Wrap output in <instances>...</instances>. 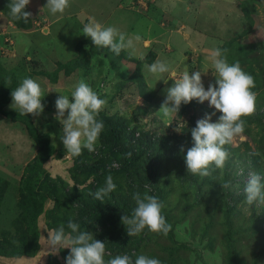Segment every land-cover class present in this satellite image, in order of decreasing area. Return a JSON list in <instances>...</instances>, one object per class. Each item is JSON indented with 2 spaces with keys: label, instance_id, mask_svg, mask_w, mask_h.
Here are the masks:
<instances>
[{
  "label": "trees",
  "instance_id": "trees-1",
  "mask_svg": "<svg viewBox=\"0 0 264 264\" xmlns=\"http://www.w3.org/2000/svg\"><path fill=\"white\" fill-rule=\"evenodd\" d=\"M8 3L9 0H0V13L8 21L11 18L10 20L14 21L21 30H30L32 17L27 23L22 20L16 23L9 15ZM247 24L249 27L243 25L240 37L236 39L237 42L240 40L242 43H235V46H232L234 40L230 43V47H221V49H227L229 63L238 61L242 69L254 77L253 91L257 93L255 113L243 118L245 119L243 133L245 140L242 141L237 137L240 146L236 151H231L229 145L225 146L230 156L224 170L234 169L240 187H245L244 178L250 173V159L254 153L264 156V109H262L264 106V46L258 40L260 37L257 36V31L252 30L250 22ZM2 38L1 36L0 45ZM248 38L252 39V42ZM257 43H261L263 47L257 48ZM89 45H92L91 40L79 41L75 47L76 58L67 63L56 62L57 68L52 72L44 70L22 72L17 66L6 68L0 64V115L14 124H19L36 147L34 156L23 167L21 175L19 174L17 214L11 221L10 228L0 232V258L36 256L41 248L39 223L41 218L47 230L64 224L65 231L68 232L70 230L67 229V222L72 219L80 225L81 230L93 233L95 239L105 236L106 232V238H109L108 232L114 233L116 221L121 220L122 215H130L136 206L132 198L134 193L143 194L147 191L149 195H155L162 202L164 189L169 187L172 188V194L175 193L177 197H180L182 205L177 206L176 212L181 210L182 218L193 210L198 211L200 220L193 221V230L198 235L199 242L203 243L205 238L206 245L216 241L222 244V264H264V237L253 240L247 235L248 230L237 229L231 219L232 210L228 205L222 211L219 220L224 231L223 239L215 233L218 227L208 223L203 216V212H206V209H203L205 194L201 191L204 187V179L187 172L184 157L187 150L193 146V141L191 130L186 129L182 124L185 122L193 124L198 115L213 113V109L205 103L193 100L186 105L181 104L179 112L175 114L168 127L158 132L157 130L146 131L144 126L140 130L132 127V119L124 115L100 112L97 119L103 121L105 127L100 135L96 151L89 153L84 150L81 156L72 158L73 165L69 175L71 184L60 176L51 177L46 169L47 165L52 160L63 159L66 150L57 149L52 144L50 133L42 132L33 122V116L30 114L21 116L14 109H7L12 101L11 91L24 78L44 77L48 83L54 85L58 82L60 73L65 78L78 70L89 74L91 61L86 51V46ZM115 56L134 65L131 75L123 84L118 85L120 93L124 89L136 90L137 97L148 106L162 105L165 100L149 90L141 75V68L144 65H150L156 59L155 53L150 50L143 59H136L122 52L119 56ZM111 69L115 72L119 71L114 66ZM8 79H11V84L7 83ZM112 99L108 98L111 101ZM257 108L262 110L258 113ZM181 147L184 149L183 152L180 150ZM241 148L244 152L237 154ZM108 164L111 167L109 169L106 167ZM261 174L264 175V172ZM108 175L112 176L116 189L103 201H98L89 193H95L103 187ZM8 185V181L0 177V209ZM137 188L140 191L136 190ZM233 192L226 190V196L231 200L234 199ZM163 205L162 214L172 226L167 236L156 235L145 229L140 235L129 238L126 242L111 243L110 249L113 248L112 251H114L115 247L122 245L121 250L132 259L129 250L133 248V244L142 254L145 253L146 247L152 246V251L146 252L145 255L156 257L161 264H187L184 255L186 245L175 241V225L180 219L174 220L175 211ZM212 212H215V209H212ZM251 229H254V226ZM244 237L247 240H244ZM122 240L120 239V242ZM245 242L254 244L253 258L248 256ZM154 245L160 246L158 251L160 256L154 253L156 251ZM69 253L68 250L62 249L64 260ZM47 264L59 263L56 257L50 255Z\"/></svg>",
  "mask_w": 264,
  "mask_h": 264
},
{
  "label": "rangeland",
  "instance_id": "rangeland-1",
  "mask_svg": "<svg viewBox=\"0 0 264 264\" xmlns=\"http://www.w3.org/2000/svg\"><path fill=\"white\" fill-rule=\"evenodd\" d=\"M162 1L163 0H159L157 4L160 5ZM241 1L243 2L242 7H247L250 12L249 15L253 20L257 21V23L254 24L255 27L257 26V29L255 28V30L259 33H257V36L260 37L258 40H260L264 46V0ZM239 2L240 0H205L204 5L208 6H204L205 11L197 14V10H199V6L201 4L200 0H178L174 3V6H172V19L175 22H183L187 28L179 34L173 33L171 35H166L165 30L162 28H156L155 26H152L151 28H156V31L154 33L150 32L149 34L146 29L148 23L140 17V15H144L146 12L140 11L136 13V16H133L134 12H137L133 11V15L128 18V21L126 22L127 24L123 26V29L120 32L126 35L129 34V38H132L135 35H139L142 38L139 42H137V48H134L133 51V56L136 59H143L147 52L150 51L149 48L145 51H135L139 49L142 50L140 45L143 43V38H146L147 35L156 37V39L158 38L157 41L160 43L166 42L167 36H170L168 43H170L169 45L172 52L167 53V51H169L168 46L165 47L166 52H160L159 47L150 48L155 54L158 53L156 60L166 61L170 65L171 71L157 77L149 73L145 65L141 68V75L143 76L146 85H148L149 90H152L158 97L165 100L166 89L173 85L174 80L172 79L179 78V72H183L181 69L187 67L190 75L194 72L193 67L189 65L183 57V52L186 51L188 47L187 44L196 50L200 49V51L206 49L210 51L213 48H221L222 46L230 47V43L234 40L235 42L232 46H235V43L238 44L240 40L237 42L236 39H239L240 37V32L242 31H240V29L242 28V25H238V19H236V17L242 16L241 18H243V23L245 22V15L238 6ZM196 3H198V9L195 6ZM79 4V7H83L85 10H83L82 13H79L76 18L66 17V12H64L60 18L57 14L53 15L51 13L50 17H48V12L47 19L51 25L48 30V34L47 31L45 33L42 32L43 29L41 30V28H43V26L41 24L35 27L36 23L34 22L32 23L30 30H21L17 27L14 21L12 22L15 27H9L8 23H6L8 20L2 18L3 23L0 25V30H6L7 34L11 37L13 42L11 50L13 52L5 53L4 48L0 45V64L6 68L17 66L22 72H33L39 70L52 72L57 68L58 64H56V62L67 63L75 59L77 56L75 47L78 42L85 39L90 40V38L85 37L82 32V28L84 26L83 22L86 21V18L94 17L98 22H104V26H110L112 23L115 24L116 15L119 13L116 6H114L115 3L110 2V0H79ZM186 6H188L187 10ZM146 7H151V0L145 2L138 10H144ZM34 11L37 12V14H41L36 10ZM70 11L71 12L69 13L73 12L72 10ZM237 11L240 12L239 15L236 14ZM31 14L32 16L35 15V13ZM116 19L119 20L118 18ZM201 19L208 21L210 27H214L216 30L214 31V34L217 35V33L219 34L220 32L224 40H220L218 38L208 39L203 34H193L191 38L189 36V41H185L182 35L186 34V32L191 29L189 27L190 23L199 25ZM124 21L125 17L123 18V22ZM166 21L167 20L165 19L162 22V25L166 26ZM15 22L18 23L16 20ZM244 25L245 27H248L247 23H244ZM248 39L252 42V39ZM261 43H257V48L261 49L263 47L260 45ZM196 44H198L199 49ZM193 45H195V47ZM86 49L91 61L90 74H85L82 70H78L69 77L65 78L63 74L60 73L58 82L54 85L48 83L44 77L33 78L36 79L44 89V97L42 98L44 111L40 116L33 117V122L42 132L47 131L50 133L52 144L57 149L65 148L60 140L62 125L54 118L56 113L55 100L60 94L68 95L69 98H71L72 87L80 79H84L85 82L88 83L100 96V98L107 101L104 110L101 112L110 114L118 113L122 116L124 115L132 119V127H137L139 130L144 126V130L146 131L157 130L158 132L163 131L168 127L170 122L174 119L175 114H173L170 119L165 120L159 113H157L161 105H154L153 107L148 106L142 100H139L136 90L124 89L122 90L123 94L120 93L118 85L123 84V82L131 75L132 71H134L133 64L118 59L115 56L116 54L107 48L96 49L92 44L86 46ZM130 52L131 50L129 48L123 50L122 54L124 53L130 55ZM197 55L199 56V54ZM196 60L197 59H195V61ZM113 66L119 69V71L115 72L111 69ZM172 72L176 73L175 77H173ZM87 75L88 77L84 78ZM214 78L215 77L213 76L211 80L213 81ZM205 90H207V87H205ZM110 97L111 99L113 97L112 101L108 100ZM11 103L12 101L8 105L7 109H12L10 107ZM204 103L210 107L208 101H205ZM261 108H257L256 112L259 113L260 110L264 109V106L262 109ZM211 109H213V113L215 114L213 115V113H211L207 115H211V122L214 123L218 121V115H221V113L216 111L213 107H211ZM66 117L67 112H65L64 118ZM204 117L205 115H198L193 124L185 122L182 125H184L186 129L192 130L193 126H196V122ZM175 130H177V128H175ZM243 137L244 139L242 141L245 140L244 135ZM239 146V141L236 138L229 145V149L231 151H236ZM35 150L36 147L34 143L30 140L21 126L10 122L5 117L0 115V177L6 179L9 183L0 209V232L1 230L10 228L11 221L17 214L16 201L18 195V180L23 167L34 156ZM243 152L244 149L241 148L237 154H242ZM72 165V157L65 153L63 159L50 161L46 169L48 173H50L51 177L60 176L66 181H69L71 184L69 175ZM250 165V172H255L261 175V177H264V175L261 174V172H264V156L259 153H254L253 157L250 159ZM106 167L108 169L111 168L109 167V164ZM211 171L212 175L201 178L204 179V187L201 191L205 194L203 209H206V212H203V216L204 218L206 217L208 223L218 227V231L215 232L216 235H218L220 239H223L224 231L219 220L222 211L225 210L226 205H228L232 210L231 219L237 229L242 230L245 228L244 231L248 230L247 235L250 239L260 240L263 238L264 218H262V215L264 214V204H253L249 206L245 203V195L243 191L244 187H240L238 184V181L236 180L237 173H235L234 169L226 171L224 170V167L216 169L213 166ZM247 179L248 175L244 178V182H247ZM225 180L231 183L229 190L232 192L234 191L233 200L226 196L227 189L222 188ZM262 183H264V180H262ZM136 190L139 189L137 188ZM162 196V203L165 204L169 210L175 211L174 220L176 218L180 219V221L175 225L174 233L175 241L179 244L186 245V250L184 251L185 262L187 264H222V244H220L219 241H216L206 245L205 238L204 242L200 243L198 235L193 230V221L196 220L198 222L200 220L198 217V211L193 210L182 218L181 210L176 212L177 206L180 205L179 207H181L182 205L180 197H177L175 193L172 194V188L168 187V189H164ZM188 199H190L189 195ZM212 209H215V212H212ZM39 223L41 231V248L39 253L34 257H1L0 264H47L50 255L56 257L59 264H65L62 249L56 254H51V249L47 248L45 239L48 238L49 230H47L44 226L43 218L40 219ZM253 226L254 229H251ZM97 230H99L98 227ZM126 230V226H123L121 220H119L116 221L114 226V233L110 234V232H108L109 238H106L107 232L105 236L102 235L103 237H96L98 240L104 241L106 244L105 261L114 258L117 255L127 254L121 250L122 245L115 247L114 251H112L113 248L110 249L111 243H122L123 241L126 242L129 238H132L127 236ZM240 234L242 235V232H240ZM120 239L123 240L120 242ZM243 239L247 240L246 237ZM161 244L163 245V243ZM132 246L133 248L129 250V254L132 255V261L134 264L137 256L142 253L135 249V244ZM154 246L156 250L154 253L160 256L161 254L158 252L160 246ZM245 246L248 249V256L253 258L254 252L252 250L254 244L245 242ZM63 250H68L70 252L67 248H64ZM151 251L152 246L146 247L145 253H150ZM145 253H143V255H145ZM109 256H111V258H109Z\"/></svg>",
  "mask_w": 264,
  "mask_h": 264
},
{
  "label": "clouds",
  "instance_id": "clouds-1",
  "mask_svg": "<svg viewBox=\"0 0 264 264\" xmlns=\"http://www.w3.org/2000/svg\"><path fill=\"white\" fill-rule=\"evenodd\" d=\"M147 1L149 0H134L131 8L137 13L146 12L147 7L144 10L138 9ZM152 2L154 0H151ZM29 3L30 0H9L7 7L12 19L27 23L32 15L31 12L25 11ZM70 4L71 0H46L44 8H47L53 15L63 14ZM82 32L85 37L90 38L96 49L107 48L117 56L123 50L133 48L134 41L139 42L142 39L139 35L127 38L126 34L117 28L104 26L94 17L88 19ZM209 59L215 73V84H209L205 90L201 71H195L190 75L187 67H184L179 78L172 79L174 83L166 89V99L157 112L168 120L173 114L179 112L181 104L186 105L196 100L199 103L208 101L210 107L221 113L218 121L214 123L211 122V115L206 114L204 118L196 122L195 128L191 130L193 146L187 150L184 160L187 172L201 178L212 175L213 166L216 169L225 166L230 156L225 146L230 145L237 137L244 139L245 119L243 118L255 113L257 99V93L253 91L254 77L245 72L238 61L228 62L227 49L219 47L211 49ZM145 67L149 73L157 77L171 71L170 65L163 60H156ZM172 75L175 77L176 73L172 72ZM7 83L11 84V79H8ZM43 97L44 89L37 80L24 78L11 91L10 107L21 116L30 114L38 117L44 111ZM106 104L107 101L100 98L84 79L78 80L73 85L71 98L60 94L55 100L54 118L62 125L60 140L70 157H79L84 150L89 153L96 151L100 135L105 127L103 121L98 120L97 117ZM65 112H67L66 118H64ZM180 150L183 152V147ZM262 180L264 177L255 172L248 174L243 190L247 205L264 204ZM230 187L231 183L227 181L222 185L223 189ZM115 189L113 178L108 175L105 185L89 195H93L98 201H103ZM132 198L136 206L130 215L121 216V222L127 229V236H138L145 229L151 233L167 236L172 226L162 214L164 205L158 197L149 195L145 191L143 194L134 193ZM67 229L70 231L66 232L65 225L61 224L49 230L48 238L45 239L47 248L51 249V254H56L64 248L70 250L65 258V264H133L127 254L117 255L105 261V242L95 239L93 233L81 230L80 225L72 219L68 220ZM134 264H161V262L157 258L141 254L137 256Z\"/></svg>",
  "mask_w": 264,
  "mask_h": 264
},
{
  "label": "crops",
  "instance_id": "crops-1",
  "mask_svg": "<svg viewBox=\"0 0 264 264\" xmlns=\"http://www.w3.org/2000/svg\"><path fill=\"white\" fill-rule=\"evenodd\" d=\"M92 1H95V0H92ZM132 1H134V0H129V1H127V0H117V1L116 0H110V2L115 3L114 6H116L117 10L119 11V13L116 15V18H118L119 20H117L115 18V20H116L115 24L112 23V24H110V26L117 28L119 31H121L123 29V26L127 24L126 22L128 21V18L131 15H133L132 12L135 11L131 8ZM176 1H178V0H176ZM176 1H174V0H163L162 3H160V5H159V4H157L159 2V0H155L154 2L151 3V7H148V10L146 11V13L144 15H140V17L142 19H144L145 22L148 23V26L146 29L149 32V34H150V32L154 33L156 31V28H162L163 30H165L166 35H171L173 33L179 34L187 28V26L183 22H179V21L175 22L172 19V6H174V3ZM204 1L205 0H200L201 4L199 6V10H197V14L205 11L204 6H208V5H204L205 4ZM236 1H238V0H236ZM242 3L243 2L240 0L238 6H239V9L242 10V13L245 15L244 16L245 17L244 23H246V20H247V23L250 22V25L252 26V30L256 31L255 28L257 26L255 27L254 24H256L257 21L252 19V17L249 15L250 14L249 9H247V7H245V6L242 7ZM197 4L198 3H196L195 6L198 9ZM45 5H46V0H30V3L28 6H26L25 11L35 13L34 16L31 15L32 16V23L40 22L39 24H41L43 26V28H41V30L43 29L42 32L45 33L47 31V34H48V30L51 27V25L47 19L49 11L47 8H44ZM79 6H80L79 0H71L70 7L68 9H66V11H65L66 17L76 18L79 13H82L83 10H85V9L83 7H79ZM188 6H186V10L188 9ZM34 10L40 12L41 14H37V12H35ZM70 10H72L73 12L69 13V12H71ZM136 13L137 12H134L133 16H136ZM239 13L240 12L237 11L236 14L239 15ZM57 15L60 18L63 14H57ZM225 16H223V17H225ZM48 17H50V12H49ZM124 17H125V21L123 22ZM241 17L242 16L236 17V19H238L237 22H238L239 26L244 25L243 18H241ZM2 18L7 20V18L0 13V25H2V23H3ZM10 19L6 23H10V24H8L9 27H15V25H13V22ZM88 19L89 18H86V21L83 22V25L88 22ZM131 19H130V21H131ZM165 19L167 20L166 26L162 25V22ZM100 23L103 24L104 22H100ZM152 26H155L156 28L152 29L151 28ZM1 27H3V26H1ZM189 27L191 29L188 30L186 32V34L182 35L185 41H189V36L191 38L193 36V34H203L208 39L209 38H218L220 40H224V38L220 32H219V34L217 33V35L214 34L215 33L214 31H216L215 28L210 27L209 22L205 21L204 19H201L199 25L190 23ZM248 27H249V25H248ZM241 29H240V31H241ZM197 31H199V32H197ZM128 35L129 34L126 35L127 38H129ZM169 37L167 36L166 42L160 43L157 41L158 38L156 39V37H151V36L147 35L146 38H143V43L140 45V48H142V50L139 49V50H135V51H137V52L138 51H145L148 48H149V50H151L152 47H159L160 52L161 51L166 52L165 47L168 46L169 51H167V53L172 52L170 45H169L170 43H168ZM137 45H138L137 42L134 41V47L130 48V50H131L130 55L132 57H134L133 51H134V48H137ZM187 45H188V47H187L188 51L186 50L183 52V54H184L183 57H184L185 61H187L188 64L193 67L194 72L195 71H201V73L204 74L201 77L203 84L206 83V84H204V87H208V85L210 83L214 85L215 78L213 79V81L211 80V78L214 76L215 73H214V69L212 68L211 61L209 59L210 51L207 49L200 51L198 44H196V45H197L199 50L192 48L191 46H189V44H187ZM193 46L195 47V45H193ZM197 54H199V56ZM155 55H156L155 58H157L158 53H156ZM195 59H197V60L195 61ZM181 70L184 71V69H181ZM179 73H182V72H179ZM87 77H88V75L85 76L84 78H87ZM178 77H179V75H178ZM139 100H141V99L139 98Z\"/></svg>",
  "mask_w": 264,
  "mask_h": 264
},
{
  "label": "built area",
  "instance_id": "built-area-1",
  "mask_svg": "<svg viewBox=\"0 0 264 264\" xmlns=\"http://www.w3.org/2000/svg\"><path fill=\"white\" fill-rule=\"evenodd\" d=\"M140 3V2H138ZM40 22H37L36 23V27L39 26ZM0 36H2V44H1V47L4 48L5 50V53H8V52H13L11 49H12V45H13V42L11 40V38L9 37V35L7 34L6 30L2 29L0 30ZM9 49V50H8ZM116 166V165H114Z\"/></svg>",
  "mask_w": 264,
  "mask_h": 264
}]
</instances>
